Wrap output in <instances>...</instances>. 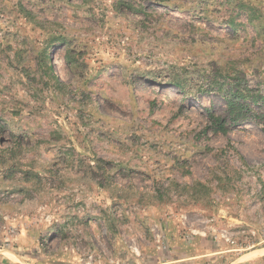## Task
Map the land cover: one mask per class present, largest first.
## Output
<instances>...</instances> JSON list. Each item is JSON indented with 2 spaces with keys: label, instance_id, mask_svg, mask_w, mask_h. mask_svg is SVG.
Returning <instances> with one entry per match:
<instances>
[{
  "label": "rangeland",
  "instance_id": "rangeland-1",
  "mask_svg": "<svg viewBox=\"0 0 264 264\" xmlns=\"http://www.w3.org/2000/svg\"><path fill=\"white\" fill-rule=\"evenodd\" d=\"M234 101L264 108V0H0V264H264Z\"/></svg>",
  "mask_w": 264,
  "mask_h": 264
},
{
  "label": "trees",
  "instance_id": "trees-1",
  "mask_svg": "<svg viewBox=\"0 0 264 264\" xmlns=\"http://www.w3.org/2000/svg\"><path fill=\"white\" fill-rule=\"evenodd\" d=\"M233 28V27H232ZM176 85H182L180 82H176ZM234 96L235 100L238 97H243V98H251L254 102L257 101V97L259 96V93L257 91V94H250V90L247 91L246 89H241V88H236L234 90ZM238 101V100H236ZM231 102L230 104V119L232 121H235L234 123L237 124V121H244L249 119L257 120V119H263L264 118V108H260L259 110H252L250 107L246 106L244 103H238V102ZM246 108V112H242ZM248 116V118H247ZM214 125L216 126L217 131H223L226 132L228 131V118L221 116V115H214ZM261 125H263V131H264V122L259 121ZM244 159V158H243ZM244 163H246V160L244 159Z\"/></svg>",
  "mask_w": 264,
  "mask_h": 264
}]
</instances>
